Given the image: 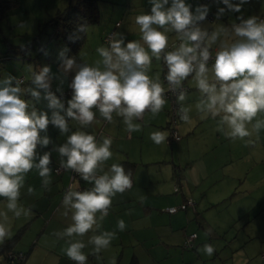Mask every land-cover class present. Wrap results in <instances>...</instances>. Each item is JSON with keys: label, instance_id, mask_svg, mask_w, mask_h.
<instances>
[{"label": "clouds", "instance_id": "clouds-1", "mask_svg": "<svg viewBox=\"0 0 264 264\" xmlns=\"http://www.w3.org/2000/svg\"><path fill=\"white\" fill-rule=\"evenodd\" d=\"M220 2L226 8L218 9L217 19L226 9L241 12L248 0ZM149 3L150 13L135 17L142 43L132 40L125 44L122 34L113 33L107 47L96 49L100 59L94 65L77 64L74 57H68L67 48L59 53L61 71L65 75L75 73L69 85L72 96L67 108L51 90L54 75L50 66L31 70L34 87L27 89L13 76L0 80V197L6 200V211L0 210V242L11 237L9 212L15 218L32 215L31 208L18 203L26 174L35 169L46 190L52 182L51 152L44 151L41 155L38 151L52 143L47 135L49 125L62 135L70 131L69 119L79 125L67 135L66 143L52 150L59 154L61 168L93 184L83 191L70 186L62 201L67 210L64 214L71 211L72 223L55 235L65 239L67 247L62 251L75 264H87L88 255L83 250L88 245L92 246L91 254L99 259V253L116 238V231L95 233L108 215L113 197L132 188L131 172H126L122 164L114 163L103 172L104 163L113 155L112 139L98 140L94 134L82 130L94 123L97 112L109 123L113 122L114 113L121 117L130 135L142 130V125L134 121L142 120L146 112L157 116L167 102L166 93L171 92L180 105V120L188 123L191 107L184 106L187 98L184 82L191 77L200 93L195 104L199 118L216 120L218 131L226 138L245 140L264 128V120L256 119L264 112V19L240 16L239 23H232L230 27L217 24L208 31L201 27L209 14L207 5L198 6L193 12L185 0H171L170 6L169 0H149ZM77 31L86 32L87 28L81 25ZM169 32H174L179 40L173 50H168ZM78 38L75 34L69 37L70 40ZM213 46L218 49L214 56ZM153 58L162 60L167 69L164 75L167 89L158 75L154 79L148 75ZM57 91L62 94L60 86ZM42 92L47 107L52 110L51 116L21 98L27 93L39 101ZM149 138L160 145L168 139V134L157 130ZM246 143L253 141L248 139ZM34 191L31 186L27 188L29 195ZM116 227L124 231L125 221L118 220ZM90 231L94 234L87 244L76 239ZM197 251L210 257L215 249L211 244H204Z\"/></svg>", "mask_w": 264, "mask_h": 264}, {"label": "crops", "instance_id": "crops-1", "mask_svg": "<svg viewBox=\"0 0 264 264\" xmlns=\"http://www.w3.org/2000/svg\"><path fill=\"white\" fill-rule=\"evenodd\" d=\"M197 2H200V5H197ZM232 2L236 3L238 0H232ZM185 3L191 5V10L193 12L195 11L196 7L201 6V4L205 5L208 3L207 6L209 7V19L206 18L205 21L201 22V27L206 28L208 31H212L214 26L217 24L230 27L232 23H239L237 17L240 16L249 18L251 16L259 15L261 19H264V0H248V2L242 6L241 12H232L226 9L225 13L219 19L216 18L218 9L221 7L226 8V6L220 2V0H185ZM132 4L133 3H130V5ZM170 4L171 0H169L168 6H170ZM132 9H136L137 11L134 13V17L128 18L129 24L126 26V28L119 30V28L122 26L121 23L118 26L113 27L110 31L113 30L114 33L124 34L130 33L129 30L132 32L136 29L139 32V26L130 21L134 19L139 13H150L151 5L149 0H137L136 4H133ZM173 33L174 32L168 33L169 41L172 39ZM174 37H176L175 34ZM177 41L179 40L177 39ZM63 43L65 44L64 48L68 49V57H74L77 64L87 63L89 65H94L95 61L100 59L99 54L96 51L98 48L97 41H90L86 36V32L81 44L74 49H71L66 42ZM212 50L215 52L218 49L216 46H213ZM59 53L60 52H57V55L52 57V60L58 64L59 71H61ZM85 54H89L90 57L87 58ZM162 64L163 61L160 63V65H153L152 69L154 72H157L163 77V73H165L167 69L164 64ZM74 74V72H71L65 75L62 72V76L60 78L61 87L69 89L71 96L72 89L69 87V85ZM151 78L154 79V77ZM55 82L56 79H53V83ZM184 84H186L188 87L187 98L184 102V106L191 107V111L189 112L190 122H183L179 118L177 129L181 130V132L186 134L187 137L185 138V141L184 139H180L175 144L178 145L177 149L184 153V158L185 154H187L190 158V156H198L201 153L200 151L202 149H206L208 144L211 142H219L221 139H226L228 142H230V139L224 137L223 132L218 131L217 128L216 133H213V137H210L207 130L205 129L202 130L199 135L194 136L192 122L194 121L195 117L199 119V113L195 108V104L199 99L200 93L198 92L197 88L193 87L195 85V81L191 77H189L188 80L184 82ZM164 87L166 88V85H164ZM166 101L167 102L164 106V109L157 116L153 117L150 112H146L142 120L134 121L142 125V130L139 132H132L129 135V133L125 130V125L123 124L121 117H117L114 113L113 122L109 123L100 117L98 112L96 113V120L94 123L87 129H82L94 134L98 140H102L104 137H110L112 139L111 151L113 155L111 159L104 163L105 166L111 167V165L114 163L123 165L122 161L135 163L133 167L126 168L123 166L126 172H131V179L133 181L132 188L125 191L123 194L118 193L115 197H113L112 205L108 211V215L103 221L100 222L101 228L95 233L99 234V232L102 231H116V238L112 240L110 245H114L117 253L118 251H121L120 256H118V261L120 258L121 260L118 262V264H208L206 262L207 255L203 256L201 252H193L192 250L183 248L181 250L173 248L168 249L167 242L164 239L165 233L164 231L159 230V227L165 225H169L171 230L179 227L180 225H177L176 220L178 217H180V214L170 215L165 211H160L159 213L158 209L155 207L156 203H161L160 205L165 206V208L168 206L178 205L186 197L193 198L192 195L198 192L196 189L198 185L197 182L192 180L196 184L191 186L188 183V180L185 179L184 182L180 180L178 194L172 195L170 197H163L165 192H162L164 191L162 184L164 182H161L160 177H164L165 180L170 177V180L167 179L168 184L173 182L175 178L173 166L176 164V162H178L177 160L174 161L173 158H164L166 163H171V171H165V175L160 174V177L152 176V173L155 174L154 169L158 167L157 163L163 160V157H166V152L169 151L173 153L174 151L172 146L169 145L171 143L169 139L166 140L167 142L165 141L160 145H156L149 138L150 133L157 130L169 134V101L167 97ZM44 103L47 104V101ZM65 107L67 108V103H65ZM93 110L96 111L95 109ZM61 114L63 115L64 113ZM256 119L264 120V112L258 114ZM68 122L70 131L69 133L63 135L56 127L49 125L47 135L50 137L52 143L48 147L53 149L54 146L58 147L66 143L67 135H70L71 132L76 131L79 128V125L75 121L69 119ZM214 123L217 124V121L215 120ZM253 123H255V120ZM253 137H257L258 139H261L262 142H264V128L259 131L258 135L254 133ZM226 144H228V150H223L224 153L220 155V162H218V166L222 167V171L219 173V175L223 174V178H225L223 183L235 185V178L241 179L243 174L242 172L234 171L233 163L242 156L238 154L236 157H234V154L231 150V145L229 143ZM48 151L51 152L52 163L50 167L53 170L51 175L52 182L49 186V189L46 190L42 187V180L39 177L37 171L32 170L26 174L25 186L21 189V196L18 203L26 208H31L32 215L28 217L21 216L20 218H15L11 212L8 213L11 237L4 240L6 241L4 246L10 247V249L13 251H22L25 253V257H28L35 250H37V252H40L39 250H43L45 253H51L52 256L49 257V264H74L62 251V249L67 247L65 239L57 238L55 235L56 232L63 231L72 223L71 211H68V214L65 215L64 213L67 210L62 206L64 194L69 189L68 185L71 183L69 180H71L72 171L62 169L60 172L56 173L54 168L60 166L59 154L53 150ZM40 154L42 155L43 153ZM105 166H103V171L107 172L108 170L105 169ZM151 167L154 168L153 171ZM74 179L78 180L75 183L72 182L73 190L81 189L80 191H83L93 187L92 183L84 181L81 179V177L77 176V178L75 177ZM74 179L72 180L74 181ZM29 186L33 187L35 190L33 195H29L27 193V188ZM172 186L174 190V185ZM149 190L151 192L148 193ZM149 194H152L154 198L148 200L146 196ZM217 200H214V203H217ZM203 205H206V202ZM133 207H138L139 210L135 212L132 209ZM127 209L128 211H125ZM153 209H156V212L160 215L158 219L157 213H155ZM0 210L6 211V200L3 197H0ZM123 211L127 212V215H125L126 229L124 231H119L117 227L115 228V226L117 225V221L121 220L120 216L123 214ZM152 214H155L156 216L154 220H152ZM189 215V212L185 213L184 217L186 220L189 218ZM97 216L99 217V213ZM152 228H154V230H152ZM93 234L94 233L90 231L84 237H76V239H82L83 242L87 244L89 237ZM149 242L152 246H155L161 251L152 252L150 250H146L145 246ZM1 243L2 242H0V244ZM139 245L142 246L141 251L137 250ZM172 245L175 246L177 244ZM83 251L88 255V258L96 257L91 254V245H88ZM99 254L104 256L103 250ZM233 255L234 254H231L230 256L234 257ZM246 255L247 252L235 256L237 257L236 259L241 258L244 260ZM0 256L3 258L0 260V264H9L6 262L7 259L5 260V254L3 252H0ZM92 261L95 263L94 259ZM237 263L240 264V262H236V264Z\"/></svg>", "mask_w": 264, "mask_h": 264}, {"label": "rangeland", "instance_id": "rangeland-1", "mask_svg": "<svg viewBox=\"0 0 264 264\" xmlns=\"http://www.w3.org/2000/svg\"><path fill=\"white\" fill-rule=\"evenodd\" d=\"M136 1L137 0H97L100 16L98 21L87 24L86 36L88 39L90 41L96 40L98 48L101 46L107 47L108 42H104L102 37L106 32H110L115 26L116 21H118L119 24L122 23L119 30L126 28L129 24L128 18L134 17V13L137 11L136 9H132ZM67 2L68 0H18L15 7H10L7 13L0 16V55L3 54L1 51L10 47L28 44V49L24 52L25 58H21L23 57L21 52H16L12 49H9L10 54L19 57L10 56L5 59L0 57V80H3L7 76H13L19 80L21 79V87L27 89L29 87H34L31 82V70H39V68L43 66H50L51 73L54 75V79H56L55 83H53L52 80L51 90L62 102H64V104L67 103L71 94L69 93L68 95L67 93L65 95L69 89L61 87L60 78L62 72L59 71L58 64L52 60V57L56 56L57 52H61L65 49V44L61 40L62 34L60 32L58 33L57 29L56 32H54V28L50 24H47L42 32L40 31L41 29L39 30V25L48 21L51 16L64 8ZM8 3L9 1L7 0L6 4ZM130 3L133 4L130 5ZM197 5H200V2H197ZM137 15L141 14L139 13ZM257 17H259V15ZM207 18L209 19V16H207ZM244 18L247 19L245 16ZM130 22L135 23V18ZM119 24H117V26ZM129 32L130 33L122 34L126 43L132 40L141 41V34L138 30L135 29L132 32L129 30ZM174 34L175 33H173L172 39L169 41L168 50H173L174 46H178L179 41L174 37ZM33 38L39 39L38 42H32L34 41ZM172 43H174L173 46ZM85 56L87 58L90 57L89 54H85ZM161 62L153 58L149 75L154 78L158 75L161 82L166 85L163 81V77L152 69L153 65H160ZM58 86L61 87L62 94L60 91H57ZM193 87L196 88V85ZM60 94L65 96L61 98L59 96ZM21 98L28 101L30 105L35 106L38 111H45L51 116L52 110L44 103L46 100L43 99V92L39 101L34 100L27 93L22 95ZM168 101L170 107V100L168 99ZM214 121L215 120L210 117L204 120L195 117L194 123L192 122L194 136L199 135L202 130L205 129L209 136L213 137V133H216L217 128V124H215ZM249 128H251V125H249ZM178 134L179 138L172 140L169 144L174 149L173 153L169 151L166 152V157H163V160L157 163L158 167H156V169L151 167L152 171L154 169L155 172V174L152 173V176L160 177V174L165 175V171H171V163H166L164 158L167 159L170 157V159L173 158L174 161L177 160L178 162L176 163L181 167L179 176H182V182L187 179L191 186H194L196 184L195 182L198 184L196 188L198 192L192 195L194 198L192 199L197 205H195V208L187 207L186 209H178L174 213H170V215L180 214V217L176 220L177 225L180 226L174 230H171L169 225L159 227V230L165 233L164 239L167 242L168 249L173 248L181 250L183 248L196 252L197 249L202 248L204 244H211L215 251L212 256H207L206 262L208 264H236V262H240V264H264V142L253 136L245 138V140H230V142L226 139H221L219 142L209 143L207 148L202 149L198 156H190L189 158L188 155L185 154L184 158V153L177 149L178 145L175 143L180 139H184L185 141L187 136L183 134L181 130H178ZM248 139H251L253 143H246ZM226 143L231 145L234 157L238 154L242 156L233 163L234 171L242 172L243 174L241 179L235 178V185L223 183L225 178H223V174L219 175L222 171V167L218 166V162H220V155L224 153L223 150H228V144ZM48 150H52V148H38V151H41L40 153ZM105 169L109 170L110 166H105ZM33 171L36 170L33 169ZM103 172H98V174H103ZM160 179L161 182H164L162 184V188L164 189L162 192H165L163 197H170L178 194V191L175 192L172 186L176 183V178L169 184L167 183V179L170 180V177L165 180L164 177L161 176ZM77 180L78 179L69 181L75 183ZM73 183H71V187H73ZM149 192L151 191L149 190L148 193ZM146 197L148 200L154 198L152 194ZM214 200H217V203H214ZM205 202L206 205H203ZM160 204L161 203L155 204L159 213L165 209V206ZM132 209L135 212L139 210L138 207H133ZM125 211H128V209ZM125 211H123V214L120 216L124 221L126 219L125 215H127ZM153 211L157 213L156 209H153ZM188 212L190 215L186 220L184 215ZM158 217H160V215L157 213V219ZM155 218V214H152V220ZM152 230H154V228H152ZM190 232L195 233V238L192 241V246L186 247L184 243ZM172 244L177 245L174 246ZM145 247L146 250L152 252L161 251L155 246H152L150 242L147 243ZM141 249L142 246L139 245L137 250L141 251ZM39 251L40 252H37V250H35L28 257H25L23 260L24 264H49V257L52 256V254L45 253L43 250ZM120 252L121 251H118L117 253L114 245H110L107 249L103 250L104 256L99 254V259L96 257L88 258L87 264H118L121 260L120 258L118 261ZM245 252H247V255L244 260L241 258L236 259L237 257L235 255L244 254ZM231 254H234V257H231ZM202 255L206 256L203 253ZM1 259H3L2 256H0V260ZM93 259L95 263H93ZM72 262L75 264L74 261Z\"/></svg>", "mask_w": 264, "mask_h": 264}, {"label": "trees", "instance_id": "trees-1", "mask_svg": "<svg viewBox=\"0 0 264 264\" xmlns=\"http://www.w3.org/2000/svg\"><path fill=\"white\" fill-rule=\"evenodd\" d=\"M8 1H9V3L6 4L7 0H0V16L7 13V11L9 10L10 7H15L16 2H17V0H14V1L8 0ZM98 18H99V7H98L97 0H68L66 6L64 8L59 10L55 15L51 16L48 19V21L39 25V30L41 29L40 31L42 32V30L44 29V27H46L47 24L52 25V27L54 28L53 29L54 32H56V29H57L58 33L60 32L62 34V39H61L62 42H66L67 45L71 49H74L81 44V42L83 41V39L85 37V32H78L77 31L78 27L81 25L86 26L89 22H95L98 20ZM74 34H75V36H78L79 38L74 39V40H70L69 37L73 36ZM54 35H55V33H54ZM33 40L34 41H32V42H38L39 39L33 38ZM22 48L26 49V51H27L28 44L16 45V46H13L12 48L10 47L6 50H3V51H1L3 54L0 55V57L1 58L3 57L4 59L8 58L10 56L19 57V56H16L14 54H10L9 49H12L16 52H21L22 56H23L21 58H25L24 52H26V51H22ZM165 73H163V76L165 75ZM168 138H169V136H168ZM122 162H123V166H125L126 168L133 167L135 165V163H133V162H128V161H122ZM180 169H181V167L178 165V163H176L173 166V173L175 174V178H176L175 179L176 183L174 184V187L175 186L178 187V190H176V192L179 191V183H180V180L182 177L181 175L179 176ZM54 171H55V168H54ZM77 175H78V177H80L79 174H77ZM187 198H190V197H186L184 200H186ZM181 203H179L178 205H180ZM195 205H196V203H195ZM195 205L193 208H195ZM188 207H190V206H188ZM186 208H184V209H186ZM164 211H166V210L164 209ZM166 212L170 214V212H168V211H166ZM4 244H6V241H4L0 244V252H3L5 254V256H7V252L10 251L11 249L8 246H4ZM11 251H13V250H11ZM22 262H23V260H14L13 264H22Z\"/></svg>", "mask_w": 264, "mask_h": 264}, {"label": "built area", "instance_id": "built-area-1", "mask_svg": "<svg viewBox=\"0 0 264 264\" xmlns=\"http://www.w3.org/2000/svg\"><path fill=\"white\" fill-rule=\"evenodd\" d=\"M117 24H119V22L117 21L115 23V26H117ZM114 33V31H110L108 33H106L103 37V40L105 42H109V37ZM174 43H172V46H173ZM212 53H213V56L215 55V53L213 52L212 50ZM211 64V61L209 62ZM21 80V79H20ZM163 81H164V76H163ZM165 84H166V89H167V83L166 81H164ZM184 88L188 89L187 85L184 84ZM69 94L70 92L67 91L65 93L66 94ZM64 95V96H65ZM61 98H63L64 96L63 95H59ZM166 97L170 100V107L168 109L169 111V140L172 141V140H175V139H178L179 138V134H178V129H177V123H178V120H179V115H178V109H179V104L176 100V97L174 94H172L171 92H167L166 93ZM63 168H61L60 166L59 167H56L55 168V172H60ZM77 176V173L75 172H71V180L74 179L75 177ZM71 186V183L69 185V187ZM174 190H178V187L175 186L174 187ZM195 205V202L192 198H187L186 200H184L180 205H173V206H168L165 208L166 211L170 212V213H173L175 212L176 210L178 209H184L188 206L190 207H194ZM195 238V233H190L187 235V238H186V242L184 243V246L186 247H189V246H192V241L193 239ZM6 259H7V262L9 264H13L14 260H24L25 259V253H23L22 251H8L7 252V256H6Z\"/></svg>", "mask_w": 264, "mask_h": 264}]
</instances>
